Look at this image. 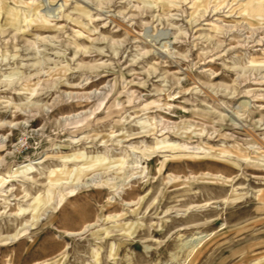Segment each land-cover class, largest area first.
I'll return each mask as SVG.
<instances>
[{
	"label": "rangeland",
	"instance_id": "rangeland-1",
	"mask_svg": "<svg viewBox=\"0 0 264 264\" xmlns=\"http://www.w3.org/2000/svg\"><path fill=\"white\" fill-rule=\"evenodd\" d=\"M263 258L264 0H0V264Z\"/></svg>",
	"mask_w": 264,
	"mask_h": 264
},
{
	"label": "bare ground",
	"instance_id": "bare-ground-1",
	"mask_svg": "<svg viewBox=\"0 0 264 264\" xmlns=\"http://www.w3.org/2000/svg\"><path fill=\"white\" fill-rule=\"evenodd\" d=\"M208 236H200L196 239H192L193 243L188 247L189 249L193 248V247H196L197 245L201 244L205 239H207ZM185 246V245H184ZM187 249V248H186ZM191 251V250H190Z\"/></svg>",
	"mask_w": 264,
	"mask_h": 264
},
{
	"label": "crops",
	"instance_id": "crops-1",
	"mask_svg": "<svg viewBox=\"0 0 264 264\" xmlns=\"http://www.w3.org/2000/svg\"><path fill=\"white\" fill-rule=\"evenodd\" d=\"M264 262V258L255 262H252L251 264H260Z\"/></svg>",
	"mask_w": 264,
	"mask_h": 264
}]
</instances>
